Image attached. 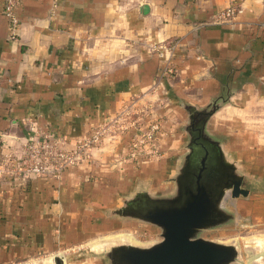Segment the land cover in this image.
<instances>
[{
  "label": "crops",
  "instance_id": "1",
  "mask_svg": "<svg viewBox=\"0 0 264 264\" xmlns=\"http://www.w3.org/2000/svg\"><path fill=\"white\" fill-rule=\"evenodd\" d=\"M2 5L0 264H52L50 252L83 240L119 198L170 193L186 104L201 108L226 92L210 130L251 161L227 128H249L247 106L264 98V0H22L14 31ZM230 6L233 18L218 21ZM155 120L160 160L125 161L131 137ZM35 122L67 150L102 125L109 131L58 177L28 175L9 162L23 158ZM240 137L251 147V135ZM263 155L244 165L254 177H264ZM248 199L235 201L239 214L264 222V200Z\"/></svg>",
  "mask_w": 264,
  "mask_h": 264
},
{
  "label": "water",
  "instance_id": "2",
  "mask_svg": "<svg viewBox=\"0 0 264 264\" xmlns=\"http://www.w3.org/2000/svg\"><path fill=\"white\" fill-rule=\"evenodd\" d=\"M229 102L226 92L207 105L186 104L187 142L171 176L173 190L154 194L137 189L115 215L148 223L160 240L146 246L114 244L106 250L111 264H234L239 247L202 236L206 230L236 221L235 202L263 188V180L241 167L223 140L210 130L213 115Z\"/></svg>",
  "mask_w": 264,
  "mask_h": 264
},
{
  "label": "rangeland",
  "instance_id": "3",
  "mask_svg": "<svg viewBox=\"0 0 264 264\" xmlns=\"http://www.w3.org/2000/svg\"><path fill=\"white\" fill-rule=\"evenodd\" d=\"M236 104H238V102ZM228 115L230 117L235 116V114L232 113ZM226 116L222 117L220 120H227L225 119ZM229 122H231V120ZM243 124L247 125L249 128L243 130L244 127L239 129L236 126H232L233 128L227 129L232 136L235 135L238 137H235L238 140H235V138L233 140L239 142L235 143V148L239 153L241 155L251 153L248 158V160H251L249 162L240 160L236 152L234 154L231 153L234 158L239 159L242 165L241 168L247 171L248 168L246 167L249 165L248 163L252 164V159H254V157L264 154L261 153L262 150L259 148L262 146L264 148V98L257 99L247 106L245 122L242 123V125ZM184 134L186 136L185 131ZM244 134L251 135L252 139L249 140L251 142V147L243 142V137H240ZM219 137L225 142L230 140L227 135L220 134ZM257 142H262L263 145L261 143V145H257ZM159 158L160 157L154 158L151 162L159 161ZM18 162L19 160L17 161V169L19 171L20 168H23L21 167L23 162ZM257 166L264 169V155L262 161L258 160ZM257 178L263 180V188L255 189L256 191L248 197L249 199L247 201L250 202L251 205H253V203H259L260 200H264V177ZM124 198V196L119 198V207L124 204ZM113 208L115 207L106 209L102 218H96V225H98L97 229H93V231L91 230L90 232L87 230L86 237L83 240L70 242V244L63 246L62 249L60 248V250L50 252L49 255H52L50 257L52 264H111L106 256V250H104V248L117 241H128L126 237L127 234H132L145 245L160 240V236L157 234L156 229L151 225L137 219L115 215L111 211ZM202 236L207 239L237 245L239 247V258L234 264H264V256L250 260L252 256L264 252V222L251 213L246 216L240 214L236 221H231L226 225L206 230L202 233ZM60 251H63L67 256L65 261L59 255L61 253Z\"/></svg>",
  "mask_w": 264,
  "mask_h": 264
},
{
  "label": "built area",
  "instance_id": "4",
  "mask_svg": "<svg viewBox=\"0 0 264 264\" xmlns=\"http://www.w3.org/2000/svg\"><path fill=\"white\" fill-rule=\"evenodd\" d=\"M3 14L9 18L14 31L19 23L16 18V9L22 0H2ZM236 14V7L230 6L222 10L218 21H224ZM118 120V119H116ZM114 122V119L111 121ZM108 124L95 129L90 138L79 143L75 148L67 150L60 139L53 137L51 129L41 128L37 122L30 128V133L24 148V156L19 162H23L19 171L24 174L38 176H59L67 167L73 165L89 155V150L109 131ZM161 128L159 121H152L148 127H139L129 141V155L124 160L141 159L153 160L161 157V151L156 145V136ZM18 162V163H19ZM12 167L17 168V160H10Z\"/></svg>",
  "mask_w": 264,
  "mask_h": 264
},
{
  "label": "bare ground",
  "instance_id": "5",
  "mask_svg": "<svg viewBox=\"0 0 264 264\" xmlns=\"http://www.w3.org/2000/svg\"><path fill=\"white\" fill-rule=\"evenodd\" d=\"M128 241H117L115 243H112L111 245H114V244H133V245H138V246H146L145 244H143L142 242H140L135 236H133L132 234H127L126 235ZM95 244V243H93ZM107 248V247H106ZM260 256H264V252L259 254V255H254L250 258V260L252 259H255L257 257H260Z\"/></svg>",
  "mask_w": 264,
  "mask_h": 264
}]
</instances>
